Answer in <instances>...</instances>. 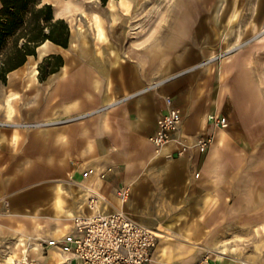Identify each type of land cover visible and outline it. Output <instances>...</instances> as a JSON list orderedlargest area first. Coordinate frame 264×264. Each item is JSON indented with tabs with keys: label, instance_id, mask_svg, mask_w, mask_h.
<instances>
[{
	"label": "rangeland",
	"instance_id": "1",
	"mask_svg": "<svg viewBox=\"0 0 264 264\" xmlns=\"http://www.w3.org/2000/svg\"><path fill=\"white\" fill-rule=\"evenodd\" d=\"M44 1L51 3L54 16L62 18L67 24L68 44L66 47L60 45L63 48L54 45L52 51L36 62V81L32 80L26 71L31 68L33 58L37 57L34 54L31 58L27 56L23 64L13 69V73L9 74V71L5 80L0 78V132L7 136L13 132V126H16L18 134L15 143L7 140L0 142V150H9L17 145L27 131H39L42 126L53 129L65 120L84 122L90 118L87 115L80 118L70 115L43 119L44 114H49L61 102L76 99L81 106L80 113L98 110V106L92 103L95 95L89 92V88H84L83 94L73 93L75 72L81 69L91 71L86 63L96 52V59L102 60L101 64L109 73L122 69L123 65H129L132 70L145 75L150 82L169 80L178 74L199 72L202 76L210 77V81L220 87L222 95L234 92L242 108L240 117L230 116L229 125L221 128L227 135L219 148L213 179L204 171L208 150L204 151V157L200 158L193 168L194 172L200 173L196 181L204 185L203 189L193 190L191 197L194 201L192 204L189 202L188 210L189 213L200 214L202 219L208 216L213 220L210 225L207 224V228L202 227L203 231L207 230L205 233H208V236L193 238L190 235L193 228L189 223L172 221L177 218L180 205L184 204L185 193L157 189L161 183L153 162L132 170V183L120 182L115 186H130V195L124 204L133 199V214L119 205L115 197L111 196V200L142 223L152 227H168V237L162 238L168 246L167 254H162L163 256L175 253L174 256H178V259L187 261H192L198 256H208L212 264L213 259L219 257L209 251L213 242L227 241L231 250L222 256L232 261L243 258L245 252L242 251H250V247L254 248V251L264 248V232L258 233L255 229L260 222H264V219H261L264 218V207H260L259 211H256L257 207H253L255 219L261 221L247 222L243 226L254 231L257 237L242 238L235 234L237 228H241L239 221L235 220V203L244 197L234 187L235 175L245 170L250 171L255 187H262L258 185L264 184V98L256 94V91L264 89V0H132L128 11L117 7L112 0ZM110 2L114 3L112 9ZM112 10L119 15L114 23L111 22ZM186 12H189V18L184 23V32L180 38H171ZM233 12L235 16L232 15ZM94 14L99 15L103 21L108 39L105 42L94 36ZM137 24L142 25V28L132 33L130 26ZM75 26L85 29L84 42L76 35ZM72 41H76L77 45H72ZM110 47L115 49L116 57L111 53ZM212 55L213 57H210ZM62 65L65 73L59 74ZM245 70L250 71L253 76V82L249 86L242 83ZM94 72L95 75H101L96 70ZM95 80H99L98 90H101L102 82H108L112 90V77L99 76ZM13 92L17 97L12 100L9 116V111L3 103L5 97ZM66 93L67 97L64 98ZM124 95H117L116 98ZM28 98H34L30 111L37 116L35 119H28L23 115L28 108ZM222 105L224 115L227 116L226 108H229L230 104L226 101L222 102ZM217 130L213 133V140ZM252 155L257 156L259 161L251 168L244 169L245 161ZM138 172L142 179L139 182L135 180ZM254 192L264 194V190L254 189ZM254 196L257 197L256 194ZM220 203L224 205L220 206ZM251 209V206L247 207V210ZM68 222L69 219L57 222H42L35 218L2 219L0 254L3 252V237L10 238L16 232L42 233L53 226ZM241 246H244L242 250ZM51 259L56 261V257L52 255ZM3 262L0 257V264Z\"/></svg>",
	"mask_w": 264,
	"mask_h": 264
},
{
	"label": "crops",
	"instance_id": "2",
	"mask_svg": "<svg viewBox=\"0 0 264 264\" xmlns=\"http://www.w3.org/2000/svg\"><path fill=\"white\" fill-rule=\"evenodd\" d=\"M116 1L113 0L117 5ZM131 1L127 0V4L123 6L125 10L127 9L126 11L129 10ZM117 7L121 6L117 5ZM118 16L112 10L111 22H117ZM188 18L189 12L184 13L171 38H180L181 33L186 28L184 23ZM92 26L96 37L93 21ZM102 27L105 39L100 41L105 42L108 39L103 21ZM138 28H142V25H131L129 29L132 33H136ZM75 33L81 37L83 42L85 41L86 35L83 27L75 26ZM43 43L37 46V57L33 58L31 68L26 69L29 77L34 81H36L38 71L35 67L36 62L52 51L54 45L61 47L50 40H45ZM43 45H47V50L39 55V48ZM72 45H77V42L72 41ZM110 51L114 57L117 56L114 48L110 47ZM96 56H98V52L91 55L89 61L87 60L86 65L90 67L89 70L91 71L81 69L75 72L73 93L83 94V89L89 88V92L95 95L92 103L98 106V110H89L82 112V114L80 113L81 106L75 99L69 102H61L57 108L52 109L49 114H44L43 117V119L50 120L59 116L75 115L76 118H80L87 115L90 118L84 122L65 120L53 129L42 126L39 131H27L19 139L17 145L10 147L9 150L6 148L0 150V199L8 202V215H0V228L3 225L2 219L31 220L35 218L42 222H57L68 219L77 207L76 201L79 190L75 182L82 180L80 170L84 166L112 169L104 179L97 181V188L111 196L113 188L120 182L132 183L134 181L132 174H130L132 170L140 169L143 165L153 162L161 183L160 187H156L157 189L160 188L163 191L176 190L178 193H185L184 204L180 205L179 214L177 213V218H173L172 221L189 223L193 228L190 231L193 238L207 237L208 233H205L207 230L203 231L202 227L207 228V224L210 225L213 220L208 216L202 219L200 214L189 213L188 210L189 202L192 204L194 201L191 197L193 190L203 189L204 185V183L196 181L200 173L195 176L193 171L197 161L204 157V152L190 146V143L198 132L209 130L206 120L208 113L220 111L225 114L222 102L227 101L230 104L229 108H226L229 121L230 116L240 117L242 108L239 99L234 92L222 95L220 87L213 84L214 82L210 81V77L202 76L196 71L186 75L178 74L165 81L150 82L145 75L132 70L129 65H123L122 69L109 73L107 68L101 64L102 60L96 59ZM29 57L33 56L30 55ZM139 60L143 59L139 58ZM142 68L143 66H141ZM94 70L101 75H95ZM14 71H10L9 74ZM58 73H65L64 65L61 66ZM99 76L101 78L112 77V90L108 82H102L101 90L97 89L99 80H95V78H99ZM252 82V74L245 70L242 78L243 85L249 86ZM256 92L258 96L264 98V89ZM122 94L125 95L116 98L117 95ZM14 95H16L15 92L7 95L3 103V106L7 107L9 111V116L14 98L11 100V107L6 104V100ZM167 96H170L173 103L180 108L182 119L172 138L166 144L156 148L148 141V136L156 130L158 118L167 109ZM66 97L67 93L64 94V98ZM33 104L34 98H30V100L28 98V108L26 113H23L28 119L37 117L34 112L30 111ZM255 119L258 121V117ZM16 129L17 127L13 126V132L7 136L0 132V142L5 140L17 142ZM226 135L227 132L224 129H218L207 151L204 171L211 179H213V171L219 158V148ZM183 145H187V147H183ZM258 161L259 158L252 155L245 161L244 169L251 168ZM135 178L138 182L142 180L140 172ZM252 179L250 171L246 170L237 173L234 178V187L244 197L235 203V220L239 221L241 226L240 229L237 228L235 234L242 238L257 237L254 231L243 227L244 223H253L252 221L264 219H255L253 214L255 209L253 207H257L256 211H259L260 207H264V198H262L264 194L254 192V189L264 190V184L258 185L262 187H255ZM82 182H86V180H82ZM255 194L257 197L254 196ZM133 203L132 199L129 203L121 206L133 214ZM222 205L224 203H220V206ZM248 206H251L252 209L247 210ZM220 221L221 218L219 217ZM53 228L54 226L49 230H53ZM166 228L168 227H158L160 238L153 250V258L150 264H195L204 257L198 256L192 261H187L178 259V256H174L175 253L171 256H163L162 254H167L168 247L162 239L168 237ZM255 229L258 233L264 232V222H260ZM211 246L210 250L213 252L219 251V253L226 254L231 250L227 241L213 242ZM219 246L221 248H218ZM243 247L241 246V250ZM243 252H245L244 256L240 260H227L222 256L213 259L212 264H264V248L260 251H254V248L250 247V251ZM52 256L56 257L55 254Z\"/></svg>",
	"mask_w": 264,
	"mask_h": 264
},
{
	"label": "built area",
	"instance_id": "3",
	"mask_svg": "<svg viewBox=\"0 0 264 264\" xmlns=\"http://www.w3.org/2000/svg\"><path fill=\"white\" fill-rule=\"evenodd\" d=\"M166 105L156 130L148 136L156 148L172 138L182 119L180 108L170 96ZM206 120L209 130L198 132L190 143L200 152L209 149L216 129L229 125L228 117L220 111L208 113ZM111 171L90 165L81 168V179L86 182H75L79 190L77 207L67 224L42 233L16 232L10 238L3 237L1 250L13 253L11 264H150L160 230L134 219L111 200L113 196L119 205L124 204L130 195L129 185L114 187L111 196L97 188V181ZM7 206L8 202L0 199V215H8ZM52 254L58 256V262H53ZM195 264L211 263L205 256Z\"/></svg>",
	"mask_w": 264,
	"mask_h": 264
},
{
	"label": "trees",
	"instance_id": "4",
	"mask_svg": "<svg viewBox=\"0 0 264 264\" xmlns=\"http://www.w3.org/2000/svg\"><path fill=\"white\" fill-rule=\"evenodd\" d=\"M45 40L66 47L68 27L44 0H0V78L24 63ZM61 46V47H62ZM61 65V62L59 63ZM54 70H52L53 72Z\"/></svg>",
	"mask_w": 264,
	"mask_h": 264
},
{
	"label": "bare ground",
	"instance_id": "5",
	"mask_svg": "<svg viewBox=\"0 0 264 264\" xmlns=\"http://www.w3.org/2000/svg\"><path fill=\"white\" fill-rule=\"evenodd\" d=\"M113 1V0H112ZM126 1L127 0H117L116 2H117V5L118 6H121V7H123V6H125L127 3H126ZM111 3V9L114 7V3L113 2H110ZM127 10V9H126ZM65 11V10H64ZM233 16H235V13L233 12V14H232ZM232 16V17H233ZM93 24H94V26H95V30H96V37H97V39H99V40H103V39H105V34H104V30H103V27H102V19H101V17L99 16V15H97V14H94V16H93ZM78 30V29H77ZM48 41V40H47ZM44 44V43H43ZM75 44V43H74ZM42 45V44H41ZM47 50V45H43V46H41L40 48H39V55H41L42 53H44L45 51ZM210 57H213V56H210ZM35 61V60H34ZM33 70H35L34 68H33ZM36 71V70H35ZM33 76V75H32ZM17 97V94L16 95H14V96H11V97H8L7 98V103L6 104H8V106L9 107H11V100L13 99V98H16ZM4 105V104H3ZM7 108V107H6ZM218 248H221L220 246L218 247ZM222 248H223V246H222ZM225 248V247H224ZM211 253H214L213 251H211V250H209ZM215 254L217 255V256H219V257H222V255H223V253H219V251H216L215 252ZM1 256V262L2 261H4L3 262V264H11V259L13 258V253L12 252H2L1 254H0ZM55 256H56V261L55 262H58L59 260V258H58V256L55 254ZM205 257V256H204Z\"/></svg>",
	"mask_w": 264,
	"mask_h": 264
},
{
	"label": "water",
	"instance_id": "6",
	"mask_svg": "<svg viewBox=\"0 0 264 264\" xmlns=\"http://www.w3.org/2000/svg\"><path fill=\"white\" fill-rule=\"evenodd\" d=\"M35 52H36V53H35L34 55H37V48L35 49Z\"/></svg>",
	"mask_w": 264,
	"mask_h": 264
}]
</instances>
